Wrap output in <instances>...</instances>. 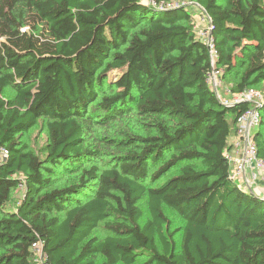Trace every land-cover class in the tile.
<instances>
[{"label":"trees","instance_id":"trees-1","mask_svg":"<svg viewBox=\"0 0 264 264\" xmlns=\"http://www.w3.org/2000/svg\"><path fill=\"white\" fill-rule=\"evenodd\" d=\"M183 1L0 0V264H35L34 242L48 264H264V199L233 184L225 158L251 105L208 86ZM192 1L223 83L264 97V0ZM259 112L264 157V98ZM132 114L143 133L110 132ZM40 118L42 157L21 140ZM163 206L184 222L178 243Z\"/></svg>","mask_w":264,"mask_h":264},{"label":"built area","instance_id":"built-area-1","mask_svg":"<svg viewBox=\"0 0 264 264\" xmlns=\"http://www.w3.org/2000/svg\"><path fill=\"white\" fill-rule=\"evenodd\" d=\"M160 4L163 5V2ZM198 9L201 10L199 7ZM202 22L206 26L204 31L198 28ZM193 29L196 37L209 49L211 70L207 73L206 81L210 89L225 105H236L241 102L251 105V108L237 117L235 134L230 138V146L225 151L229 178L238 188L260 197L264 196V157L258 155L253 139L254 130L258 128L260 122L259 108L263 103V94L252 87L237 92L228 90L227 94L225 92L223 94L222 69L216 66L217 51L210 36V18L202 10L199 17H196ZM8 153V149L0 145V162L7 158ZM23 189L24 184L19 183L16 190L22 192ZM32 250L35 264H48L41 242H34Z\"/></svg>","mask_w":264,"mask_h":264},{"label":"rangeland","instance_id":"rangeland-1","mask_svg":"<svg viewBox=\"0 0 264 264\" xmlns=\"http://www.w3.org/2000/svg\"><path fill=\"white\" fill-rule=\"evenodd\" d=\"M184 4H188L190 6V8L194 11V24L196 22V17L198 18L200 15L201 10L198 9L197 4L192 1V0H184L183 1ZM198 28L202 29L203 31L205 30L206 26L205 24L202 22ZM233 74L227 75L224 83L222 81L223 84V94H227V91L229 89V87L231 86V82L233 81L234 77ZM259 89H262V86H258ZM225 92V93H224ZM48 119L47 118H40L38 123L31 128L26 134H24L21 137V140H23L25 143L28 144L29 148L31 150H33L35 153H37L40 157L43 156L41 149L42 146L45 143L46 140V134H47V130H46V123H47ZM113 130H127V131H132V132H140L143 133L144 132V127L142 125V122L140 121V119L135 116V115H129L125 118H121L120 120H118L117 122H115L112 126V129L110 132H113ZM176 172V171H174ZM70 175H65V174H59L58 171H55V179L57 181L56 184H61L63 182H67L70 180ZM159 182V181H158ZM157 182V183H158ZM22 197V192L15 190V192H13L12 195V199L11 201L8 203V208L10 209H14L16 207V204L19 202L20 198ZM140 208L143 212V219L142 221H144L147 217H148V210L146 207V201L145 199H143L140 202ZM163 211L166 215V217L169 220V224H168V231L173 232L174 236H173V240L178 243L179 242V238H180V229L183 226V220L180 218V216H178L174 211H172L171 209L163 206ZM94 235L98 236V237H103L104 235L107 234V232L104 230V228L102 226H100L99 228H97L94 233ZM156 244L160 249V243L158 240H156ZM146 258L142 257L137 259V261L134 264H142L143 262H145ZM100 258H97V262H100Z\"/></svg>","mask_w":264,"mask_h":264},{"label":"water","instance_id":"water-1","mask_svg":"<svg viewBox=\"0 0 264 264\" xmlns=\"http://www.w3.org/2000/svg\"><path fill=\"white\" fill-rule=\"evenodd\" d=\"M256 132V131H255ZM255 132H254V134H255ZM254 134H253V137H254ZM263 199H264V196H261Z\"/></svg>","mask_w":264,"mask_h":264},{"label":"bare ground","instance_id":"bare-ground-1","mask_svg":"<svg viewBox=\"0 0 264 264\" xmlns=\"http://www.w3.org/2000/svg\"><path fill=\"white\" fill-rule=\"evenodd\" d=\"M257 130V128H255V130L254 131H256Z\"/></svg>","mask_w":264,"mask_h":264}]
</instances>
